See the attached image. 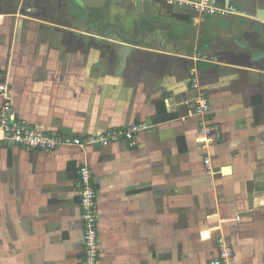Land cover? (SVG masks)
Listing matches in <instances>:
<instances>
[{"label":"crops","instance_id":"0c3cea01","mask_svg":"<svg viewBox=\"0 0 264 264\" xmlns=\"http://www.w3.org/2000/svg\"><path fill=\"white\" fill-rule=\"evenodd\" d=\"M25 1L23 13L0 0V82L15 116L78 137L145 127L134 145L0 146V264H83V165L100 264H212L220 237L235 264H264V0H204L228 13L199 29L192 2L152 6L146 24L121 22L134 42L95 32L73 7L63 18L57 0ZM200 92L217 140L201 131Z\"/></svg>","mask_w":264,"mask_h":264},{"label":"built area","instance_id":"2783aa9c","mask_svg":"<svg viewBox=\"0 0 264 264\" xmlns=\"http://www.w3.org/2000/svg\"><path fill=\"white\" fill-rule=\"evenodd\" d=\"M191 3L190 0H185ZM195 7L200 9L197 3ZM204 9V8H202ZM30 11V9H28ZM211 13L226 14L228 10L212 6ZM192 74H196V69H191ZM194 86L197 88L198 80L193 78ZM0 97L3 105L0 110V146H23L33 149L53 150L62 146H87L100 143L107 145L121 139L135 144V139L145 125L143 123H133L123 129H109L98 134L86 137L73 135H61L45 132L35 125L18 119L12 111L13 99L11 87L8 83L0 82ZM195 113L200 116L201 131L205 133L206 140H217L219 138V127L217 124L208 121L210 113L209 100L204 92H200L194 99ZM207 164L210 160L206 161ZM93 174L88 166H81L79 170V203L81 217L84 226V260L83 264H100V239L98 211L96 205L97 190L92 182ZM233 250L228 245L224 237L219 239V254L212 261V264H235L232 260Z\"/></svg>","mask_w":264,"mask_h":264},{"label":"rangeland","instance_id":"374dc122","mask_svg":"<svg viewBox=\"0 0 264 264\" xmlns=\"http://www.w3.org/2000/svg\"><path fill=\"white\" fill-rule=\"evenodd\" d=\"M22 3L21 4H18L19 6V9H20V11L21 12H23V13H25L26 11H25V9H26V1L24 0H20ZM140 1L141 0H128V1H126L125 2V6L127 7V12L129 11V13H128V17H126L128 20H134V19H139V18H141V12H142V8H141V6L139 5V3H140ZM152 1V3H153V6H155V9L156 8H160V10L162 9V8H168V6H170V5H173V6H175V4H176V6L177 7H179V8H187V4L189 3V2H187V3H184V1L182 0V1H180V2H178V1H173V0H151ZM44 2H45V0H44ZM44 2H43V4H44ZM57 3H61L63 6H66V7H63L64 9H61V10H57V11H60L61 13H62V17L63 18H66L65 16H66V13L68 12L69 13V11H70V7H73V5L70 3V2H67L66 0L64 1V0H57L56 1ZM55 2V0H46V3H51V4H54V3H56ZM186 2V1H185ZM68 3H70L71 4V6H69V4ZM179 3H182V4H179ZM192 3L194 4V3H197L199 6H200V9H198V8H196L195 7V5H193V4H191V5H193L194 7H193V9H192V11L194 12V15H196V22L193 24V27L194 28H196V29H199V26H200V24H202V25H204V23H205V21H206V19H208V18H212L213 16H215V17H217V13H211L210 11H209V8H211L212 6H213V4L212 3H210L209 1L208 2H205L204 0H193L192 1ZM37 4V3H36ZM184 4H186V5H184ZM189 6H190V4H188ZM74 8V7H73ZM202 8H204V9H202ZM76 11H77V14H76V17H78V18H81V11H79V8L78 7H75L74 8ZM22 10H24V11H22ZM163 10V9H162ZM48 13V12H47ZM49 15H50V13H48ZM65 15V16H64ZM70 15V14H69ZM57 17L59 18V16L57 15ZM77 18V19H78ZM199 19V20H198ZM251 26H249L248 27V30H251ZM253 28H256L255 26H253ZM240 27H233V32L235 33V32H237V31H240ZM263 31V29L261 30V32ZM258 32V31H257ZM256 32V33H257ZM260 34V32L258 33V35ZM261 35V34H260Z\"/></svg>","mask_w":264,"mask_h":264},{"label":"flooded vegetation","instance_id":"af4514ba","mask_svg":"<svg viewBox=\"0 0 264 264\" xmlns=\"http://www.w3.org/2000/svg\"><path fill=\"white\" fill-rule=\"evenodd\" d=\"M73 7H78L81 11V18L79 20H87L88 23L92 24L95 32L107 34H116L117 31L114 29L115 26L121 27V22L128 17L127 7L124 5V2H119L117 0H108L105 3V7L101 9L91 8L89 12L80 7L73 0L71 1ZM142 4V3H141ZM106 7H110L108 11L105 10ZM142 8V5H141ZM74 12L77 14V11L74 9ZM143 13H141V18L135 19L136 25L139 27L142 24H146ZM113 29V30H112ZM118 34V33H117Z\"/></svg>","mask_w":264,"mask_h":264},{"label":"water","instance_id":"95a60500","mask_svg":"<svg viewBox=\"0 0 264 264\" xmlns=\"http://www.w3.org/2000/svg\"><path fill=\"white\" fill-rule=\"evenodd\" d=\"M73 1L78 3L80 5V7H82L87 12H89L91 8L101 9V8L105 7V3L108 0H73ZM117 1L124 2V1H128V0H117ZM139 4H140V6L142 5V12L141 13H143L145 20H147V21L152 20V18H153V12H152L153 3H152V1L151 0H141ZM109 8L110 7H106L105 10L108 11ZM259 16H260L261 20L263 21L264 20V11H260ZM114 29L117 31V33L119 34L120 37H123L128 41L134 42L135 39L129 33H127L126 31H123L120 26H115ZM101 34L105 35L107 33L101 32ZM140 36H142L141 33L138 34L139 38H140ZM136 41L138 42L139 40L136 39Z\"/></svg>","mask_w":264,"mask_h":264}]
</instances>
